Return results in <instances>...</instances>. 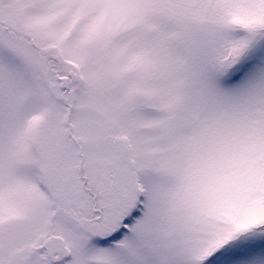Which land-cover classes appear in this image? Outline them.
Instances as JSON below:
<instances>
[{"label":"snow or ice","instance_id":"obj_1","mask_svg":"<svg viewBox=\"0 0 264 264\" xmlns=\"http://www.w3.org/2000/svg\"><path fill=\"white\" fill-rule=\"evenodd\" d=\"M0 264H264V0H0Z\"/></svg>","mask_w":264,"mask_h":264}]
</instances>
